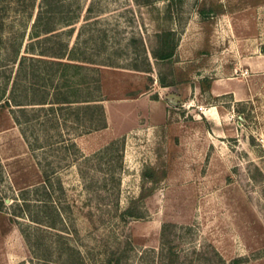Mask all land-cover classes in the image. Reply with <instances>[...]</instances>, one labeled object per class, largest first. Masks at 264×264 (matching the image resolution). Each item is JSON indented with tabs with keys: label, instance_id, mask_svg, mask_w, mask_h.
Instances as JSON below:
<instances>
[{
	"label": "rangeland",
	"instance_id": "374dc122",
	"mask_svg": "<svg viewBox=\"0 0 264 264\" xmlns=\"http://www.w3.org/2000/svg\"><path fill=\"white\" fill-rule=\"evenodd\" d=\"M110 261L264 264V0H0V264Z\"/></svg>",
	"mask_w": 264,
	"mask_h": 264
},
{
	"label": "trees",
	"instance_id": "16d2710c",
	"mask_svg": "<svg viewBox=\"0 0 264 264\" xmlns=\"http://www.w3.org/2000/svg\"><path fill=\"white\" fill-rule=\"evenodd\" d=\"M49 6H51V5L49 4ZM172 35H173L172 31H166V32L162 33V35L160 36L161 38L159 40V44H158L157 48L154 51V55H155L156 58L161 59V60H167V59L173 58L175 56L176 51H177V43L174 40L171 39ZM56 54H58V53H56ZM163 85L169 91L174 92V89H175V86H176V82L174 80H172L170 82L163 81ZM74 102H79V101H76V100H74V101L73 100L62 101V99L61 100L59 99V100H56V101H53V102H49V103H51V104H59L60 107L64 106L62 104L67 103L69 105H66V106H69L70 108H72L71 104L74 103ZM46 103L47 102L44 101L41 104H46ZM17 105L23 106L25 104L21 103V102H17ZM34 108H37V107H34ZM87 108H89L88 105H87V107H82V106L78 107L79 110L87 109ZM51 109L53 111L55 110L54 105H51ZM39 110L40 109H38V111ZM32 111L36 112L37 109H33ZM19 112H20V114L16 116V120L18 121V123L22 124V122H21L22 116L28 115L30 113H29V110L27 109V107H20L19 108ZM79 115H81V113H79ZM36 117H37V115L34 114V118L35 119H36ZM34 118H32L31 121H34ZM28 120H29V118H27V121ZM72 145H75V143H73ZM48 181L51 182V175L50 174L46 175V182H48ZM124 213L125 214H129L130 216H136V217L140 216L138 214H135L131 207L128 208ZM109 264H113V263L110 261Z\"/></svg>",
	"mask_w": 264,
	"mask_h": 264
}]
</instances>
